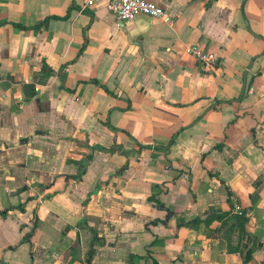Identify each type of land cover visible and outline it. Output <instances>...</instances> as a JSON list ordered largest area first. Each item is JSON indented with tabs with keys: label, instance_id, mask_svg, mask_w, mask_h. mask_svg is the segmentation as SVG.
Instances as JSON below:
<instances>
[{
	"label": "crops",
	"instance_id": "1",
	"mask_svg": "<svg viewBox=\"0 0 264 264\" xmlns=\"http://www.w3.org/2000/svg\"><path fill=\"white\" fill-rule=\"evenodd\" d=\"M88 1L0 0V264H264V0Z\"/></svg>",
	"mask_w": 264,
	"mask_h": 264
},
{
	"label": "built area",
	"instance_id": "2",
	"mask_svg": "<svg viewBox=\"0 0 264 264\" xmlns=\"http://www.w3.org/2000/svg\"><path fill=\"white\" fill-rule=\"evenodd\" d=\"M94 0H89L88 4H93ZM108 8L116 14L120 20H130L140 14H145L156 18L163 23L172 25L174 17L160 5L148 0H109ZM186 52L195 57L207 71L212 70L218 62V56L199 44L187 46ZM39 90V88H38ZM4 147V142L0 139V148ZM235 211L239 216H245V210L237 204Z\"/></svg>",
	"mask_w": 264,
	"mask_h": 264
},
{
	"label": "rangeland",
	"instance_id": "3",
	"mask_svg": "<svg viewBox=\"0 0 264 264\" xmlns=\"http://www.w3.org/2000/svg\"><path fill=\"white\" fill-rule=\"evenodd\" d=\"M24 245H26V243ZM24 245H21V246L24 247ZM21 246L19 248L17 247L18 248L17 250H15L16 248L13 250L12 249L9 250V252H10L9 256L12 257V259H10V261H7L8 264H33V259L31 258L32 257L31 254H30L31 259L28 262L27 250H26L27 247L22 248ZM14 250H15V252H12ZM8 260H9V258H8ZM4 264H7V263L4 262Z\"/></svg>",
	"mask_w": 264,
	"mask_h": 264
},
{
	"label": "water",
	"instance_id": "4",
	"mask_svg": "<svg viewBox=\"0 0 264 264\" xmlns=\"http://www.w3.org/2000/svg\"><path fill=\"white\" fill-rule=\"evenodd\" d=\"M247 0H245V2H246ZM243 11H244V8H243ZM246 23H247V25H248V28H249V30L253 33V31H252V29H251V26H250V23H249V21L246 19ZM28 141V139L27 140H23L22 141V143H26ZM32 187H38L39 186V184H37V183H35V184H33V185H31ZM27 186H25L24 188H23V190H27ZM19 192H21V189L19 190ZM159 209H161V210H163V211H165L166 212V216H165V219L164 220H159L161 223H163V224H165V223H167L168 222V220L170 219V217H172L174 214H175V212H173V211H171L168 207H166L164 204H161V205H159ZM31 238H32V233H30L29 235H28V237L26 238V240L25 241H27V242H30L31 241ZM24 241V242H25Z\"/></svg>",
	"mask_w": 264,
	"mask_h": 264
},
{
	"label": "trees",
	"instance_id": "5",
	"mask_svg": "<svg viewBox=\"0 0 264 264\" xmlns=\"http://www.w3.org/2000/svg\"><path fill=\"white\" fill-rule=\"evenodd\" d=\"M99 149H101V150H106V148H104V147H98ZM113 148H111V150H112ZM90 159V158H89ZM87 163H88V161H86V162H84V164L82 165V168H81V171H80V175L79 176H81L84 172H85V169H86V167H87ZM10 209H15L14 207H11V208H8L7 210H10ZM16 209H23V205H21V206H19V207H16ZM6 210V211H7ZM2 215L3 216H5V212H2ZM239 216V215H238ZM239 217H242L243 218V220L244 221H246L247 219L245 218V216H239ZM251 259V256H249V257H247V261L248 260H250ZM154 264H157L156 262H154Z\"/></svg>",
	"mask_w": 264,
	"mask_h": 264
}]
</instances>
